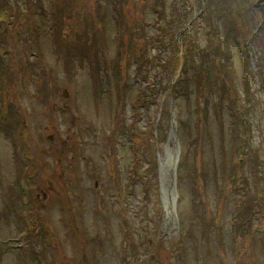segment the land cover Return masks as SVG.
Listing matches in <instances>:
<instances>
[{
  "label": "rangeland",
  "instance_id": "1",
  "mask_svg": "<svg viewBox=\"0 0 264 264\" xmlns=\"http://www.w3.org/2000/svg\"><path fill=\"white\" fill-rule=\"evenodd\" d=\"M0 264H264V0H0Z\"/></svg>",
  "mask_w": 264,
  "mask_h": 264
},
{
  "label": "bare ground",
  "instance_id": "2",
  "mask_svg": "<svg viewBox=\"0 0 264 264\" xmlns=\"http://www.w3.org/2000/svg\"><path fill=\"white\" fill-rule=\"evenodd\" d=\"M175 159V158H174ZM176 162H177V159L175 160V162H174V165L176 164ZM172 165V164H171ZM166 206H167V210L169 209V206H170V202L168 203V202H166Z\"/></svg>",
  "mask_w": 264,
  "mask_h": 264
},
{
  "label": "water",
  "instance_id": "3",
  "mask_svg": "<svg viewBox=\"0 0 264 264\" xmlns=\"http://www.w3.org/2000/svg\"><path fill=\"white\" fill-rule=\"evenodd\" d=\"M66 96V95H65Z\"/></svg>",
  "mask_w": 264,
  "mask_h": 264
}]
</instances>
